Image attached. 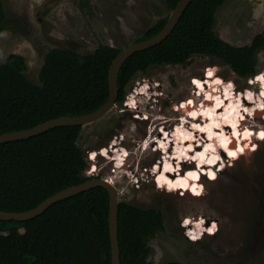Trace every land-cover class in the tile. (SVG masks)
Here are the masks:
<instances>
[{"label":"rangeland","instance_id":"rangeland-1","mask_svg":"<svg viewBox=\"0 0 264 264\" xmlns=\"http://www.w3.org/2000/svg\"><path fill=\"white\" fill-rule=\"evenodd\" d=\"M1 1L6 20L13 27L0 32V63L12 53L24 56V73L33 83H38V71L51 47L76 48L81 54L93 52L99 44L123 48L170 12L165 0ZM214 30L234 45L249 44L256 34H264V0H226L216 11ZM257 56V68L261 72L264 70V47ZM208 69L211 77L216 75L223 81L216 90L212 87L209 90L218 91L225 98L224 84L230 86L232 93L234 91V104L245 116L238 125L239 139L234 136L233 129L226 126L228 133L224 137H229L227 145L220 136L213 135L215 147H212L206 128L203 131V127L192 126L193 120L200 122L201 126L212 123L209 115H203L206 108L202 110L200 107L206 93L202 91L199 94L192 83L194 77L205 80ZM255 78L241 77L223 61L204 55H195L185 64L151 65L134 76L122 101L116 102L104 116L82 126L78 144L89 160L88 169L92 170L91 174L89 170L85 174L99 175L114 183L120 201L162 211L164 228L149 241V258L152 261L264 264V138L259 136L260 131L264 133V93L261 88L264 84H257ZM148 82H157L163 95L150 108L141 105L150 114L146 120L135 117L134 107H127L125 103L144 95L137 92H146ZM248 92L250 98L247 99ZM190 97L194 104L181 108V103ZM208 101L209 108L215 109L216 99ZM226 101L229 105L231 100L228 98ZM134 102L138 103V100ZM196 106L198 109L194 112H199L200 116L193 118L191 111ZM224 107L226 105L217 108L218 112L222 114ZM221 114L213 117L218 120ZM176 116L181 118L182 124L187 120L184 128L191 127L196 133L186 142V146L190 142L192 144L189 155L173 158L175 166L180 158L187 160L185 166L180 165L179 171L184 172L182 177L191 168L199 171L201 178L198 177L197 181L200 179L202 183L195 191L191 190L195 181L193 177L183 189L176 188L179 187L177 183L170 189L167 183L158 187L157 179H161L159 175L165 169L164 162L160 160V150H157L159 143L157 145L153 139L158 138L157 130L163 125V120L170 118L171 122ZM247 127L254 130L251 139L243 135ZM175 129L171 135L163 132L173 138V143L170 142L172 148H168L170 158L177 156L173 151ZM205 137L208 140L205 141ZM170 138L165 136V139ZM145 140H149L147 149V144H143ZM239 141L244 149L238 150V155L230 156L227 147L235 149L236 146L238 149ZM207 143L209 147H206ZM105 147L108 152L103 151ZM117 149L120 153L126 149L120 168H115L116 160L112 159ZM160 149L166 153L167 149ZM205 149L207 155L200 158L196 151ZM92 152L97 153L93 156ZM200 164L204 166L200 168ZM210 168L215 172L211 179ZM165 173L176 180L177 174ZM136 176L139 179L134 182ZM187 216L191 217L187 221L193 224L192 228L197 227L193 223L195 218L199 221L202 216L207 232V227L215 221L217 226L212 228L216 232L190 239L186 235L190 230L183 226Z\"/></svg>","mask_w":264,"mask_h":264},{"label":"trees","instance_id":"trees-1","mask_svg":"<svg viewBox=\"0 0 264 264\" xmlns=\"http://www.w3.org/2000/svg\"><path fill=\"white\" fill-rule=\"evenodd\" d=\"M178 0H165L169 10ZM226 0H192L170 34L160 43L131 54L117 75L118 97L138 72L151 65L185 64L195 55L217 58L244 78L258 73L264 34L237 46L214 30L216 11ZM167 16L153 23L136 41L158 33ZM0 0V32L12 28ZM121 48L99 44L88 54L54 46L46 52L38 83L26 75L24 56L12 53L0 63V134L30 128L45 120L80 115L108 98V72ZM82 126H55L26 139L0 144V210L31 209L48 196L95 175L78 144ZM99 176V175H97ZM109 194L94 186L53 203L28 220H0V264H111ZM164 228L160 209L119 201L118 239L121 264L154 262L149 241Z\"/></svg>","mask_w":264,"mask_h":264},{"label":"bare ground","instance_id":"bare-ground-1","mask_svg":"<svg viewBox=\"0 0 264 264\" xmlns=\"http://www.w3.org/2000/svg\"><path fill=\"white\" fill-rule=\"evenodd\" d=\"M206 73L207 74L205 75V78H206L205 80H203L202 78L194 77L192 83H193V87H195V89L198 90V93L199 94H202V91H203V93L204 92L206 93V97L204 98L203 102L200 103V107H201L202 110H204L206 108L205 111H204V113H203V115L204 116L209 115L210 121L212 123H209L206 126H201V123L200 122L193 120L192 121V126H197L198 128H200V127L202 128L203 127L202 128L203 131H204V128H206L207 136H211V141H212L211 146L212 147H215L214 146V138H213V135L220 136L221 137L220 138L221 141H223L224 144L227 145L228 144V140L227 139L229 137H224V134H227L228 133V131L226 129V126H230V128H232L233 129V132L235 133L234 136L236 138L238 137V139H239L240 138V133L238 134V125L241 124V121H242V119L245 118V116L243 115V111L242 112H239L240 111L239 108H236V105L234 104V100L232 99V96H234V91L232 93V90H230V88H229L230 86L227 87V85L224 84L225 89H226V90H224L225 91V94H226L225 96H227L225 98H223V94H218L217 93L218 91H216V93H214L212 90H209L211 87H212L213 90H216L218 88V86H219L218 84L219 83H222L223 81H222V79L219 76L213 75L211 77L210 76V74H211V70L210 69H208V71ZM256 75H257V77L255 78V80L257 81V84L258 83L259 84H264V70L261 71V72H258V74H256ZM255 88H256V86H253V89H255ZM261 88H263V91L262 92L264 93V86L263 87L261 86ZM247 94L248 95L245 98L248 99V98H250V94H249V92ZM228 98H230V100H231L229 105L227 104V101H226V99H228ZM215 99H216V102H215L216 108L215 109H210L209 108V101L208 100L213 101ZM241 99L244 100V97H241ZM261 99H262V96H261ZM262 101H263V99H262ZM130 102L131 103L133 102V98L131 99ZM130 102H127V104L128 103L130 104ZM193 104H194L193 98L190 97L187 101L184 100L181 103V105H182L181 108H185V107H188L189 108V106H191ZM222 105L223 106L226 105V107H224V111L221 114V112H218L217 108L221 107ZM242 105H243V103L240 106H242ZM260 107H262V106H258L257 108H260ZM197 109H198V107L196 106L195 109L191 111V116H193V118L196 117V116H200V113L199 112H197V113L194 112V111H197ZM217 114H221V116L218 118V120L213 117L214 115H217ZM205 118H207V117H205ZM205 121H206V119H205ZM221 121H224V122L222 123ZM185 123H187V120L185 121ZM185 123H183V124H185ZM183 124L181 122V119H178L177 120V123H176V126H175L176 129L174 128L175 129L174 130V134H175L174 135V137H175L174 139L175 140H174V146H173L174 150L173 151H175V153L177 152L176 153L177 156H174L173 155L170 158V156H169L170 155L169 154L170 151L168 150V148H169V146H170V148H172V146L170 144V140L169 139H165V136L166 135H164V137L155 138L156 139V143L157 142L159 143V145H158L159 148L167 149L166 150V153H164V156L161 157V159H162L161 161L164 162L163 168L165 169V171H164V173H161L159 175V176H161V179H157L158 180V187L159 186H163L165 183H167V187L170 189L175 183H177L179 185V187L175 185L176 188L183 189L184 186H185V184L188 183V181L191 182V180H190L191 178L190 177H193L195 179V181L193 180V186H192L191 190H194L195 191L196 188L199 187L200 183H202L200 179H199V181H197L198 180V177L201 178V175H200L199 171L192 170L194 168H191L190 170H188L186 172V176H189V177H186V176L182 177V173H184V172L183 171H179L180 165L181 166H185L186 165V162L183 159L181 160V158H180L177 161V163H176L177 166H175V164L173 163V160H174L173 158H179L181 156L183 157L184 155H189V153H190L189 152V149L192 148L191 147L192 144L190 142L189 145L186 146V142L190 141L191 138H193V137L196 136V133L194 132V130H192L191 127L189 129L186 128V127L184 128V125ZM195 130H197V129H195ZM162 132H165V134H166V131L165 130H162ZM253 133H254V130L252 128H250V127H247L246 130L244 131L243 135L246 136L248 139H251ZM261 133L262 132L260 131L259 132V136H261ZM167 137H170V136L167 135ZM206 140H208V138H206L205 141ZM147 143L149 144V140L148 141L145 140L143 142V144H145V145ZM113 144H116V142L113 143ZM148 144L146 145L145 149H147ZM209 146L210 145L207 143L206 144V147H209ZM232 147L233 146H231V148H228L227 147V151L229 153L235 152L236 155H238V153H240V151L237 153L238 150L244 149V145L240 141L238 142V149L236 148V146H235V149L232 148ZM106 148L107 147H105L103 149L104 152H105V150L108 152V150ZM111 149H113V147ZM216 152H217V150H216ZM96 153L97 152H92V155L94 156ZM125 153H126V149L123 150V153H120L118 149L114 153V157H112V159H115L116 160V162H114L115 163V165H114L115 168H120L121 163L124 160V154ZM106 154L108 155V153H106ZM196 154H198L199 156H201L200 158H202L205 155H207V151H206V149L203 150V151H201V152L196 151ZM107 157H110V156H107ZM203 166H204V164L203 165L200 164V168H202ZM166 171L168 173H170V172L172 173L173 172L174 175L177 174L176 180L173 181L174 176L171 177V176L167 175L165 173ZM202 171H203V169H202ZM209 173H210V176H209L210 179L215 177V172L213 170H211V168L209 169ZM213 173H214V177L211 175ZM193 188H195V189H193ZM189 219H191V217L190 216H187L185 221H187ZM200 219L203 220V217L201 216ZM202 220L197 221V219L195 218V220H194L193 223H195L197 225V227H193L189 231L191 237L195 236L197 238L201 234H210V233L211 234H214L216 232L212 228L213 225L217 226L216 225L217 223L215 221H213L212 224L209 227H207L208 230L209 229H212V231L211 232H207V231H205L206 230V226H204V223H203ZM188 224H190V223H188ZM197 234H199V235H197ZM193 240H195V239H193Z\"/></svg>","mask_w":264,"mask_h":264},{"label":"water","instance_id":"water-1","mask_svg":"<svg viewBox=\"0 0 264 264\" xmlns=\"http://www.w3.org/2000/svg\"><path fill=\"white\" fill-rule=\"evenodd\" d=\"M192 0H178L174 8L170 10L166 23L163 28L155 35L130 43L129 45L121 48L116 54L109 68L108 72V88L109 95L107 100L99 106L97 109L80 114V115H63L57 116L48 120H45L35 126L30 128L8 131L0 134V144L10 141H16L21 139H26L31 136L40 134L49 128L55 126H83L84 124L91 123L100 117L104 116L115 104L118 97V87H117V75L120 66L123 62L134 52L147 49L165 39L176 23L178 22L180 16L182 15L186 6ZM68 48V47H67ZM258 74V73H257ZM257 77V75H255ZM94 186H103L107 189L109 194V236H110V247H111V264H121L120 260V247L118 239V210H119V197L117 187L109 181L107 178L100 176H93L86 181L81 183L68 186L63 188L54 194L45 198L35 207L19 212H9L0 210V220H28L36 217L43 213L47 208H49L53 203L76 195Z\"/></svg>","mask_w":264,"mask_h":264},{"label":"clouds","instance_id":"clouds-1","mask_svg":"<svg viewBox=\"0 0 264 264\" xmlns=\"http://www.w3.org/2000/svg\"><path fill=\"white\" fill-rule=\"evenodd\" d=\"M146 86H147V88H146V92H142V91H138L137 93H141V95L142 94H144V95H142V96H140V97H138V98H136V99H134L133 98V102H132V106H130V107H134L133 109H136V110H138V111H143V112H147L146 110H143L142 109V107H141V105L144 107V108H150L151 106H153L154 104H156L157 102H158V100L160 99V98H162V91L161 90H159L160 89V87H159V84L156 82V83H154V82H148V83H146ZM136 100H138V103L136 102H134V101H136ZM140 104V105H139ZM139 105V106H138ZM89 161V160H88ZM123 163V162H122ZM121 163V164H122ZM87 169H88V167H87ZM86 169V170H87ZM95 176H97V175H95ZM136 178V180H133L134 182L135 181H138V179H139V176H136L135 177ZM188 223H190V224H188ZM187 224L186 223H184V226H185V228L187 229V230H191V228H192V226H193V224L191 223V222H188ZM186 235L190 238V239H193L192 237H191V235H190V233L189 232H186ZM202 237V234L200 235V236H198L196 239H199V238H201Z\"/></svg>","mask_w":264,"mask_h":264},{"label":"flooded vegetation","instance_id":"flooded-vegetation-1","mask_svg":"<svg viewBox=\"0 0 264 264\" xmlns=\"http://www.w3.org/2000/svg\"><path fill=\"white\" fill-rule=\"evenodd\" d=\"M116 102H119V101H117L116 100ZM125 105H127V107H130V105L132 106V103L131 104H127V102L125 103ZM176 106H177V104H176ZM173 108H174V106H173ZM175 110H176V107L174 108ZM135 111H136V113H135V117H139L140 119H148V116L150 115V114H147V112H143V111H138V110H136V109H134ZM178 119H181L180 117H178V116H176L175 118H174V120L173 121H171L170 122V118H169V120H168V118H165L164 120H163V122H162V126H161V128L159 127L158 128V130H157V137H164V134H163V132H162V130L163 129H165V131H166V133H169L170 135H171V132H172V130L174 129V127H175V125H176V123H177V120ZM164 123H166V124H164ZM169 123V124H168ZM167 136V135H166ZM116 138H117V136H116ZM123 138V136L121 137V139ZM170 138V137H169ZM154 140L156 141V139L154 138ZM170 142L171 143H173V138L171 137L170 138ZM155 143V142H154ZM156 144V143H155ZM157 145H158V143H157ZM157 148V147H156ZM159 149L160 148H158L157 150L159 151ZM161 150V149H160ZM162 152H163V150H161ZM161 151H159L160 152V160H161V157H163L164 156V153H161ZM184 161H187L186 159L184 160ZM183 226H184V224H183ZM185 227V226H184Z\"/></svg>","mask_w":264,"mask_h":264},{"label":"snow or ice","instance_id":"snow-or-ice-1","mask_svg":"<svg viewBox=\"0 0 264 264\" xmlns=\"http://www.w3.org/2000/svg\"><path fill=\"white\" fill-rule=\"evenodd\" d=\"M261 137L262 138H264V133H261ZM229 155L230 156H235L236 155V153L235 152H231V153H229ZM213 177H214V173L213 174H211ZM185 223L187 224L188 223V221H185ZM216 226L215 225H213V228H215ZM209 232H211L212 231V229H209L208 230ZM193 239H196V237L195 236H193L192 237Z\"/></svg>","mask_w":264,"mask_h":264},{"label":"built area","instance_id":"built-area-1","mask_svg":"<svg viewBox=\"0 0 264 264\" xmlns=\"http://www.w3.org/2000/svg\"><path fill=\"white\" fill-rule=\"evenodd\" d=\"M88 170H89V169H87V171H88ZM89 171H90V174H91V173H92V170H89ZM90 174H89V175H90ZM87 175H88V174H87ZM135 179H136V178H135ZM136 182H137V181H136Z\"/></svg>","mask_w":264,"mask_h":264}]
</instances>
